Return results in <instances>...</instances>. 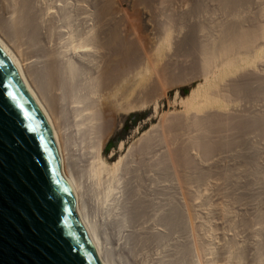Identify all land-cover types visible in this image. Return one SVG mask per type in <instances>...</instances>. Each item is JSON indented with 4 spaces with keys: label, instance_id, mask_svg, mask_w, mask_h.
Segmentation results:
<instances>
[{
    "label": "bare ground",
    "instance_id": "obj_1",
    "mask_svg": "<svg viewBox=\"0 0 264 264\" xmlns=\"http://www.w3.org/2000/svg\"><path fill=\"white\" fill-rule=\"evenodd\" d=\"M158 1L0 0V46L48 123L61 174L100 264H264V243L258 242L264 233L257 236L264 223L259 191L263 208L253 206L262 214L257 218L246 210L255 218L236 219L247 229L258 220L259 232L251 225L258 234L248 229L259 237L252 236L254 242H238L214 213L216 221L212 216L207 222L202 202L222 189L218 181L237 177H231V165L222 168L225 155L219 156L234 151L237 133L255 130L264 139V110L235 104L264 97V0H171L168 13ZM252 3L258 15L252 10L254 18L247 19ZM143 9L152 15V38L142 23ZM241 12L248 14L245 19ZM194 82L180 96L179 88ZM173 90L171 104L181 110L161 112ZM150 106L159 121L126 148L121 143L117 158L107 154L108 140L124 118ZM218 156L219 169L213 162ZM245 159L242 165L252 174L253 160ZM260 174L252 180L260 181ZM242 176L246 181L248 175ZM256 182L257 189L264 186ZM252 185L242 188L251 193ZM218 202L220 210L212 206L217 216L232 211Z\"/></svg>",
    "mask_w": 264,
    "mask_h": 264
},
{
    "label": "water",
    "instance_id": "obj_2",
    "mask_svg": "<svg viewBox=\"0 0 264 264\" xmlns=\"http://www.w3.org/2000/svg\"><path fill=\"white\" fill-rule=\"evenodd\" d=\"M0 264H100L48 123L1 46Z\"/></svg>",
    "mask_w": 264,
    "mask_h": 264
},
{
    "label": "rangeland",
    "instance_id": "obj_3",
    "mask_svg": "<svg viewBox=\"0 0 264 264\" xmlns=\"http://www.w3.org/2000/svg\"><path fill=\"white\" fill-rule=\"evenodd\" d=\"M162 2L164 1V3H159L160 2V0L158 1V3H159V5L161 4V6H160V8H161V10H163V11H165L166 13H168L169 12V5H171L172 6V2L174 1V0H172V2H171V0H161ZM168 2H170V4L168 3ZM165 4H167V6H164ZM250 5H252V6H254L255 7V5H254V3H252V4H250ZM248 6V7H250V9L252 8V6ZM252 8L251 10L249 9V8H247L246 10H248L250 13H248V11H246V10H242V11H245L246 13H248L249 15H251V17L248 15V14H246L245 12H241V14H242V16L243 17H241L240 15L238 16L239 18L241 17V18H244L245 19V17L247 18V19H251V18H254L253 16H257L258 15V13H257V7H255V8ZM125 8H127V10H128V13H131L132 11H131V5H130V2H128V1H126V4H125ZM163 8V9H162ZM254 11V13L256 14V15H254V13H253V16H252V12ZM255 10H256V12H255ZM252 11V12H251ZM142 13H141V17H142V23H143V26L145 27V30L147 31V35H149L150 36V38H152V36H153V32L154 31H152V22H151V18H152V15H151V13L149 12V11H147L146 9H143L142 11H141ZM246 15H245V14ZM165 17V16H164ZM235 18V19H239V18ZM150 18V19H149ZM151 23V24H150ZM196 84H197V82H194L193 84H187V85H184V86H181L180 88H179V94H180V96H182V97H185L187 94H189V92H190V90L193 88V87H195L196 86ZM255 88V87H254ZM174 94H175V90H173L172 92H171V95H170V97H169V99L168 100H164V102H163V104H164V107L162 108V110H161V112H166V111H169V110H173L174 108H176L177 110H181V106L179 105V103H176L175 105L173 104H171V102L173 101V98H174ZM260 97H262V99L264 98L263 96H259V98ZM256 99L258 98V97H255ZM255 99V101H254V99H253V101H251V104H249L250 103V101H249V103H247L246 104V101L247 100H245V99H239V100H237L238 102H235V104L237 105V103H238V105H239V107H247L246 105H248V107H250V110H251V106H249V105H253L254 106V104H255V107H253L252 106V109L253 108H259V110L262 108L263 110H264V100H263V102L262 101H260V100H262L261 98L259 99V100H256ZM171 100V101H170ZM245 100V101H244ZM243 101V102H242ZM257 101V102H256ZM261 102L260 104H261V106H260V104H259V102ZM254 102V103H253ZM257 103V104H256ZM170 104V105H169ZM178 104V105H177ZM245 104V105H244ZM259 104V105H258ZM237 105V106H238ZM242 105V106H241ZM256 105H257V107H256ZM176 106V107H175ZM179 107V108H178ZM258 108H257V111H259L258 110ZM243 109V108H242ZM247 109H249V108H247ZM244 110H246V108L244 109ZM249 110V111H250ZM256 109H254V111H255ZM252 111V110H251ZM159 121V117H157V116H155L154 117V107L153 106H150L149 108H146V109H144V110H142V111H138V112H132L131 114H129L127 117H125L124 118V120L119 124V125H121V126H119L118 127V129H117V131L115 132V134H113L110 138H109V140H108V144H107V146H106V153L107 154H111V153H114V154H116V158L119 156V147H120V144L121 143H124V148H126L131 142H132V140L134 139V138H136V137H138L141 133H143L145 130H147L148 128H150L153 124H155V123H157ZM255 130H252L251 132H249V134L248 133H246V134H248L249 135V137H248V135H247V137L249 138H247L248 140H245L244 138H245V136H246V134H244V133H240L241 135L243 134L244 136H241L240 137V134L239 133H237L238 135L237 136H239V138L241 139V138H243V139H241V140H239V138L237 139V136L235 135L234 137H236L235 139H237L238 141H236L237 142V144H235V147L233 148L234 149V151H230V150H222V151H224L223 153H222V155L221 154H219V156H221L222 158L224 157V155H225V157L223 158L224 160L223 161H225V163L223 162V164L224 165H222V163H220L222 166V168L224 169H227L226 167H228V165L232 168L233 167V170H232V174H233V176L231 175V177H235V174L234 173H239L240 174V172L241 173H243V171L245 170V172H246V170H247V168L245 169L244 167H243V163H242V161L241 160H243V158L245 159V157H247V159H251V161L253 160V164L250 162V160H249V162L248 163H250L249 164V166H248V164H247V166L249 167V170H251V171H255V170H257V169H255V167H259V166H261L262 167V174L263 175H261L260 174V169H261V167H260V169H258L257 171H255L254 173L257 175L258 173L261 175V176H263V178H264V142H261V141H264V139L263 140H259V138H261L260 137V135H258V133H256L255 134V132H254ZM252 132H254V133H252ZM251 136V137H250ZM253 136V137H252ZM259 138H258V137ZM255 137V138H254ZM264 138V137H263ZM262 139V138H261ZM255 140V141H254ZM254 141V142H253ZM261 142V143H260ZM248 143H249V145H250V147H249V145H248ZM252 143H253V145H252ZM245 144H246V146H245ZM255 144V145H254ZM261 144V145H260ZM243 145L245 146V147H243ZM254 148H252V147ZM256 146H258V147H256ZM246 147H248V148H246ZM259 147H261V149L263 148V153L260 151V149H259ZM237 148H238V151H237ZM239 148H241V151L239 150ZM249 148H250V150H251V152H250V150H249ZM235 149H236V151L238 152H236L235 151ZM247 149H248V152H247ZM243 150H244V152H243ZM230 152V153H229ZM234 152H236V153H234ZM250 152V153H249ZM255 152V153H254ZM257 152H261L262 153V156H260L261 155V153H260V155H257ZM232 153V154H231ZM245 155H244V154ZM253 153V155H251ZM237 154H238V156H239V154H240V156L239 157H237ZM242 154V155H241ZM248 155H250V157L248 156ZM255 155V156H254ZM219 156H218V158L216 157V159H218L217 161L215 160V158H214V161L212 160V159H210V163L213 161V162H215L214 164L216 165V162H218L219 161ZM227 156V157H226ZM258 156H260V158L258 157ZM229 157V158H228ZM256 157H258L257 159V161H256ZM262 157V158H261ZM222 158L220 159V161L219 162H221V160H222ZM235 158V159H234ZM239 158H240V160H239ZM253 158V159H252ZM238 159V160H237ZM261 159H262V161H261ZM227 160V161H226ZM231 160V161H230ZM234 160V161H233ZM236 160V161H235ZM246 160V159H245ZM255 160V161H254ZM239 161V162H238ZM258 161H260V163L258 162ZM209 162V161H208ZM219 162L217 163V165L219 166H217V168L219 169L220 168V164H219ZM231 162H232V164H231ZM236 162V163H235ZM241 162V163H240ZM244 162V161H243ZM255 162V163H254ZM259 163L258 165H257V163ZM263 162V166H262V163ZM237 165H235V164ZM240 163V164H239ZM225 164H226V166H225ZM257 165V166H255V167H253L252 165ZM242 165V166H241ZM225 166V167H224ZM236 166V167H235ZM239 166H240V168H239ZM230 167H228V168H230ZM235 167V168H234ZM241 167H243V169L241 168ZM253 168V170L252 169H250V168ZM221 168V169H222ZM238 168L239 169H242V171L240 170H238ZM224 169V170H225ZM235 169H236V171H235ZM250 171V172H251ZM234 172V173H233ZM243 173V174H240V176H239V178L240 177H242V178H240V179H238V175L236 174V176L237 177H235V179L233 180L231 177L229 178V176H227L226 177V179H232L231 181L230 180H225V179H222V181H221V183H223V184H221L220 183V181H218V180H221L220 178L217 180L218 181V184L222 187V189H220V190H222V191H220V190H218V194L217 195H215V196H213V195H211V194H213V192H210V191H212V190H207V191H205V192H207L206 194L207 195H209V197H212L213 198V200H211L212 198H210V201L212 202H210L209 200V202L208 201H206L205 202V200L204 201H202L203 202V205L205 204V206L203 207V208H205V212H209V214H207L206 216H205V218L207 219H205L207 222H211L212 220L214 221V219H215V221H216V217L218 218V222L220 221L222 224H225V225H223V227L225 228H222V229H224L225 230V232L227 233V234H229L228 232H232L231 234H234L233 232H235V234L238 236H236L235 234H234V236L235 237H237V238H240V239H238V242H239V240H242V238H244V239H247V240H249V241H253L254 240V238H262V236H263V234L262 233H264V221L262 222L261 220V222L263 223V225H260L258 228L260 229V228H262V230L260 231L261 233L260 234H258V230H257V224L258 223H256V222H254L255 224H253V223H251L250 224V229L252 228L251 227V225L252 226H254L255 228H256V230L258 231H256V230H253V228H252V230H253V232H255V234L250 230V232H252V233H250L249 232V230L247 229V228H245V227H243V226H241V224L240 223H242L241 222V220H239L240 218H239V216L238 215H242V214H244V216H248V217H253L254 215H252V214H254L255 212L254 211H257L258 209H257V207L256 206H258L260 209L261 208H263L264 206V201H263V199H264V189L262 190V188H264V186H261V187H259V189H257V187H255V185L256 184H254L256 181H254V180H256V177H254V175L255 174H253V172H251L252 174H247V172H249L248 170H247V172L246 173ZM258 172V173H257ZM248 175V178L246 179V181H245V179H243L244 178V176H242V175ZM253 176V179L254 180H252V176ZM255 175V176H256ZM251 176V177H250ZM261 176H257V177H259V178H261ZM225 177V176H224ZM223 177V178H224ZM263 178L262 179H260V183H261V185L263 184L264 185V183L262 182V181H264L263 180ZM240 180V182L238 181V180ZM249 179V183L247 182V180ZM245 181V184L247 183L248 184V186L247 185H245V184H243L242 186H240L243 182H241V181ZM226 181V182H225ZM230 181V182H229ZM251 181H254V183H253V185H254V187H255V190H254V188H253V190L252 189H250V191L252 190V192L251 193H248L249 191H247L246 189L248 188V187H251ZM256 182L257 183V185H260V183L259 182ZM233 182V183H232ZM237 182H239L240 183V185H239V183H237ZM228 183H229V187H230V189H229V187L227 188V186H228ZM227 184V185H226ZM234 184V185H233ZM238 184V185H237ZM251 184V185H250ZM231 185H233V186H231ZM237 185V186H236ZM252 185V186H253ZM225 186V187H224ZM239 186V187H238ZM247 186V188H242V187H246ZM232 187H238V189L237 188H235V190H232ZM241 190H240V189ZM260 188H261V190H260ZM230 190V191H228V192H226L227 190ZM226 190V191H225ZM237 190H239L241 193H239V191H238V193H237ZM248 190H249V188H248ZM257 190V193H258V191H259V193L258 194H260V195H262V204H258V202L259 203H261V200H259L258 198L260 197L257 193H255V191ZM225 191V192H224ZM232 191H234V192H232ZM244 191V192H243ZM210 192V193H209ZM215 192H217L216 190H215ZM219 192H221V193H219ZM237 194H236V193ZM225 193H226V195H225ZM228 193H230V194H228ZM233 193H235V194H233ZM263 193V194H262ZM215 194V193H214ZM228 194V195H227ZM247 194V195H246ZM251 194V195H250ZM219 195H221V196H219ZM230 195V196H229ZM232 195H234V197L232 196ZM253 195H255V196H253ZM202 196V195H201ZM216 196H219V197H216ZM222 196H224V197H222ZM226 196V197H225ZM238 196V197H237ZM241 196V197H240ZM248 196V197H247ZM256 196H258V198H256ZM200 197V196H199ZM206 197V196H205ZM205 197H201L202 199H204ZM221 197V198H220ZM229 197H231V198H229ZM236 197V199H234ZM240 197V198H239ZM251 197V198H250ZM252 197H254L253 199H252ZM200 198V199H201ZM219 198V199H218ZM243 198V199H242ZM201 199V200H202ZM218 199V200H217ZM222 199V200H221ZM225 199V200H224ZM239 199V200H238ZM258 199V200H257ZM234 200H236V201H234ZM241 200V201H240ZM245 200H248V201H245ZM256 200V201H255ZM219 201V202H218ZM220 201H221V203H220ZM232 201H234V203L232 202ZM240 201V202H239ZM250 201V203H248ZM258 201V202H257ZM205 202V203H204ZM209 203V204H207V206H206V203ZM220 203L219 205H221V204H223L222 206L224 207L225 205L228 207V211L230 210L231 212H227L226 214H224V215H228V217H226V218H223L224 217V215H222V213H221V215H218L217 216V214H218V210H220L221 208L218 206V205H215V203ZM238 203V204H237ZM254 203V204H253ZM237 204V205H236ZM245 204H247V205H245ZM248 204L250 205V207L248 206ZM252 204V205H251ZM258 204V205H257ZM209 205V206H208ZM214 205V206H213ZM229 205H230V207H229ZM238 205H240V206H238ZM253 205H256L255 207L253 206ZM260 205V206H259ZM263 207H262V206ZM215 208L216 207V209H218L217 211H215L214 209H213V207ZM221 206V207H222ZM225 206V208H227ZM246 206V207H245ZM252 206V207H251ZM207 207H209V209L211 210V211H213V212H210V210H208L207 209ZM247 208V209H245V208ZM235 208L237 209V210H243L241 213H238L239 211H237V213H236V211H235ZM257 210H256V209ZM260 209L258 210L259 212H261L262 211V213H263V211L264 210H261L260 211ZM246 210H247V212L248 213H252L251 215L250 214H248L247 212H246ZM237 214V215H235V213ZM257 211V212H258ZM207 212V213H208ZM211 213H214V216H216V217H214L213 215V217H214V219L212 218V216H210L211 215ZM247 213V214H246ZM262 213H257L259 216H260V214H262ZM246 214V215H245ZM240 215V217L242 218L243 217V215L241 216ZM255 215H256V213H255ZM258 215H256L255 217H257L258 218ZM210 218H209V217ZM220 216V217H219ZM232 216V217H231ZM234 216V217H233ZM236 217V218H235ZM255 217H253V218H255ZM212 218V220H209V219H211ZM238 218V219H237ZM220 219V220H219ZM221 219H222V221H221ZM223 219H225L224 221H223ZM233 219H234V221H233ZM236 219H237V221H239V222H237L236 221ZM226 220H228V222L226 221ZM226 221V222H225ZM224 222V223H223ZM234 224H233V223ZM261 222H259V223H261ZM236 223V224H235ZM230 224V225H229ZM236 225H238L237 227H236ZM243 225V224H242ZM259 225V224H258ZM220 226H222L221 224H220ZM233 226H234V228L237 230V232H236V230L233 228ZM262 226V227H261ZM254 228V229H255ZM229 230H231V231H229ZM235 230V231H234ZM244 230V231H243ZM239 231V232H238ZM243 231V232H242ZM253 234V235H256V234H258L257 236H259V237H254L253 235V237L249 234ZM257 232V233H256ZM243 234V235H241V234ZM248 233V237H246L247 234ZM249 235L251 236V238L249 237ZM264 237V236H263ZM258 240H260V241H258V242H261L262 244L264 243V239L262 238V239H258ZM251 241V242H252ZM254 242V241H253ZM240 244V243H239ZM263 246H264V244H263ZM235 247V246H234ZM233 249V248H232ZM250 252H248V254H249ZM221 264H223V263H221ZM235 264V263H234ZM242 264H245V263H242ZM247 264V263H246Z\"/></svg>",
    "mask_w": 264,
    "mask_h": 264
}]
</instances>
